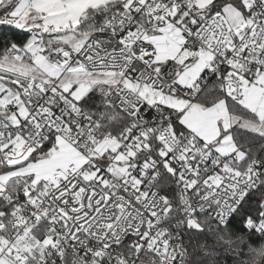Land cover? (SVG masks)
I'll return each mask as SVG.
<instances>
[{"label": "snow or ice", "instance_id": "1", "mask_svg": "<svg viewBox=\"0 0 264 264\" xmlns=\"http://www.w3.org/2000/svg\"><path fill=\"white\" fill-rule=\"evenodd\" d=\"M0 264H264V0H0Z\"/></svg>", "mask_w": 264, "mask_h": 264}]
</instances>
